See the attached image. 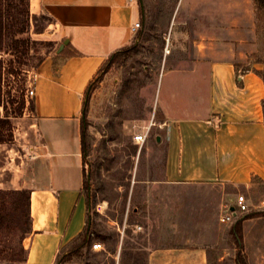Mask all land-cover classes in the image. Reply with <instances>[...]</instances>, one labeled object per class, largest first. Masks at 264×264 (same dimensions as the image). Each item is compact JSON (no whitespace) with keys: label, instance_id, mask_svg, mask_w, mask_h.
Returning a JSON list of instances; mask_svg holds the SVG:
<instances>
[{"label":"crops","instance_id":"0c3cea01","mask_svg":"<svg viewBox=\"0 0 264 264\" xmlns=\"http://www.w3.org/2000/svg\"><path fill=\"white\" fill-rule=\"evenodd\" d=\"M193 1L178 0L176 7L195 11ZM32 6L53 20L57 47L37 67L36 95L14 140L0 142V188L31 191L25 264H56L90 212L84 191L86 92L144 30L133 27L142 19L146 24L145 0H32ZM233 12L222 20L171 22L172 56L160 83L157 120L166 142L155 179L161 183H228L248 193L264 184V76L259 63L249 66L260 50V25L240 18L241 9ZM247 214L233 222L243 218L241 249L264 257V215ZM183 244L149 248L148 264H210L206 246Z\"/></svg>","mask_w":264,"mask_h":264},{"label":"rangeland","instance_id":"374dc122","mask_svg":"<svg viewBox=\"0 0 264 264\" xmlns=\"http://www.w3.org/2000/svg\"><path fill=\"white\" fill-rule=\"evenodd\" d=\"M4 1L6 42L0 52L4 103L0 111L12 121L11 127L3 129L12 131L14 140L19 118L31 109L27 98L31 71L57 46L53 20L36 11L32 0ZM177 3L145 0L146 24L140 27L144 30L104 66L86 96L84 191L90 198L93 242L83 256L59 264H148L149 248L184 245V241L206 246L210 264H240L239 251L243 264H262L263 253L258 256L246 246L241 249L234 223H223L220 216L235 205L239 194L246 196L251 210H263L264 184L248 193L228 183L170 184L155 179L162 173L166 148L157 120L160 83L164 68L171 63L170 44V52L166 51L171 22L233 18V11L241 9L240 18L259 22L260 50L249 66L259 63L264 76V0H198L191 6L199 9L188 12L178 11ZM20 28L25 31L18 32ZM147 127L146 141L137 142L135 135ZM18 148L23 151L21 145ZM11 173L8 170L4 175ZM185 199L190 202L184 203ZM30 233L21 238L17 229L0 231V264H25V240ZM95 242H102L103 248L93 249Z\"/></svg>","mask_w":264,"mask_h":264},{"label":"trees","instance_id":"16d2710c","mask_svg":"<svg viewBox=\"0 0 264 264\" xmlns=\"http://www.w3.org/2000/svg\"><path fill=\"white\" fill-rule=\"evenodd\" d=\"M5 1L0 0V52L5 48L6 42V31H5ZM24 28H20L18 32H24ZM18 42V41H16ZM128 48V47H126ZM122 49L118 53L115 54L114 58L121 52H124L125 49ZM112 58V60L114 59ZM3 72H4V62L3 59L0 58V108L3 106L4 97H3ZM93 82L90 84L86 96L88 97L90 93V89ZM86 97L84 102V110H83V153H84V163H86V156L88 152V144H87V132H86V116H85V105H86ZM6 125H12V121L9 116L3 117L0 111V142L11 141L13 138L12 131L10 133H6L3 127ZM85 172V187H86V167L84 168ZM88 204L91 210L90 198L89 195ZM264 215L263 210H255L250 211L244 217H253ZM243 218L237 220V222L233 226V233L236 236L237 240L240 242L242 239L241 232V224ZM17 229L20 231L21 238L27 236L29 232L32 230V214H31V191L30 189H0V231L6 232V230H14ZM92 226H91V212L88 214V220L86 227L84 230L72 240V242L60 253L58 256V262H65L71 259L73 256H83L85 254V249H89L92 246L93 237H92ZM28 256V250H27ZM242 252L239 251L238 260L240 264H243L241 260ZM27 257L25 259V262Z\"/></svg>","mask_w":264,"mask_h":264},{"label":"built area","instance_id":"2783aa9c","mask_svg":"<svg viewBox=\"0 0 264 264\" xmlns=\"http://www.w3.org/2000/svg\"><path fill=\"white\" fill-rule=\"evenodd\" d=\"M141 26V22L138 21L135 23L133 30L137 31ZM166 51L169 53V43L167 44V49ZM39 78V72L37 68L33 69L31 71L30 79H29V88L27 90V98H31L36 95V83ZM150 127H147L144 129L141 133H138L135 135V140L137 142H145L148 134H149ZM251 211V206L248 203V200L244 194H239L236 204L233 206H229L227 211L223 213L220 217L221 222L223 223H231L236 220V218L242 216L245 213H248ZM103 248L102 242H95L93 243V249L99 250Z\"/></svg>","mask_w":264,"mask_h":264},{"label":"water","instance_id":"95a60500","mask_svg":"<svg viewBox=\"0 0 264 264\" xmlns=\"http://www.w3.org/2000/svg\"><path fill=\"white\" fill-rule=\"evenodd\" d=\"M67 42H68V41H66L65 43H63V44L61 45L60 50H62V49L64 48V46H65V44H66Z\"/></svg>","mask_w":264,"mask_h":264}]
</instances>
